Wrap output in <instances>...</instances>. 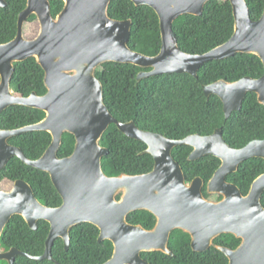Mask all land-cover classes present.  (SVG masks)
<instances>
[{
    "label": "water",
    "instance_id": "water-1",
    "mask_svg": "<svg viewBox=\"0 0 264 264\" xmlns=\"http://www.w3.org/2000/svg\"><path fill=\"white\" fill-rule=\"evenodd\" d=\"M50 1L27 0L19 14L16 37L0 43V113L12 105L46 113L35 124L17 129L0 127V171L17 156L48 172L63 202L57 207L43 204L24 179H16L10 188L0 185V237L16 214L22 215L32 229H37L42 219L50 223L42 255L11 247L0 249V261L14 264L16 256L23 255L61 264L52 255L55 240L63 238L68 250L71 229L90 222L100 229L98 240L109 239L114 246L111 258L103 264H152L142 255L148 251L173 255L169 242L175 229L189 233L195 251L217 247L228 257V264H264V173L253 181L247 194L228 180V175L245 160L264 159V139L235 148L226 142L220 127L210 135L195 133L173 139L144 130L133 120L122 122L106 105L103 83L97 76L98 67L109 61L141 67L137 81L163 73L198 77V70L206 62L237 53L255 54L264 64V12L254 20L246 0H230L235 18L232 36L208 52L192 54L180 48L173 24L184 14L201 15L209 0H132L136 5L151 6L159 16L162 45L159 53L151 56L129 46L132 20L112 18V0H63L64 8L57 16L52 14ZM6 5L5 0H0V6ZM33 14L39 30L28 38L25 25ZM29 57H35L45 71L47 92L43 95L35 91L29 96L18 95L11 88L16 61ZM203 89L207 99L213 94L221 98L226 118L242 108L249 92L256 93L264 105V74L234 82L219 79L204 84ZM111 123L127 136L147 144L145 152L155 161L151 171L113 176L105 172L103 157L109 149L101 139ZM34 130L52 135V142L38 159L27 157L21 147L10 143L11 137ZM66 132L75 136V148L70 155L60 157L58 151ZM182 144L193 147L190 160L207 154L221 160L207 183V193L221 195L219 200L206 196L201 176L187 180L173 155L174 148ZM140 209L156 216L154 227L129 222L128 215ZM224 233L240 238V244L236 248L216 244L215 239Z\"/></svg>",
    "mask_w": 264,
    "mask_h": 264
},
{
    "label": "trees",
    "instance_id": "trees-1",
    "mask_svg": "<svg viewBox=\"0 0 264 264\" xmlns=\"http://www.w3.org/2000/svg\"><path fill=\"white\" fill-rule=\"evenodd\" d=\"M0 6V43L14 39L18 32L19 14L26 8L27 0H5ZM252 19H259L264 12V0H246ZM52 14L57 16L64 8L63 0L50 1ZM109 15L114 19L132 20L129 46L147 55L159 53L162 45L160 19L149 5H136L132 0H112ZM27 24L34 32L39 30L35 14ZM235 18L230 0H209L201 15L184 14L175 20L173 27L180 48L192 54H203L225 43L233 34ZM150 70V68H146ZM141 67L132 63L109 61L97 69V76L103 83L104 101L111 113L120 121L133 120L144 130L159 132L169 138L183 139L190 134L210 135L216 128L222 129L226 142L235 148L244 147L255 139H264V105L257 94L249 92L240 110L226 118L223 102L218 95L208 99L203 85L219 79L230 82L249 76L259 78L264 74V64L255 54L237 53L224 59H213L198 70V77L189 73H163L137 81ZM45 71L35 57L15 63L11 80L14 93L29 96L33 91L40 95L47 92ZM45 111L25 105H12L0 113V127L17 129L35 124L45 117ZM52 142L48 131H27L10 138V143L21 147L31 159L40 158ZM76 138L66 132L58 151L60 157L70 155L75 148ZM101 144L109 149L103 157V168L108 175L120 173L141 174L153 169L154 157L145 152L147 144L123 133L115 123L105 131ZM193 147L178 145L173 150L175 159L182 165L187 180L201 176L205 181L204 192L210 199L220 195L207 193V183L221 165V160L211 154L190 160ZM264 173V159L252 157L240 164L228 180L238 185L247 194L253 181ZM0 185L13 184L24 179L32 186L36 197L45 205L60 206L62 196L53 184L48 172L26 164L14 156L0 171ZM264 205V193L262 195ZM129 222L152 228L156 216L144 209L128 215ZM50 232V223L40 220L37 229H32L22 215H14L7 223L0 237V249L17 247L32 255H42ZM100 229L90 222L75 225L70 232V246L65 249L63 238L55 240L53 257L61 264H103L111 258L114 250L112 241H99ZM241 242L231 233H224L215 239L222 246L236 248ZM169 248L173 255L162 251L143 252L152 264H228V257L217 247L195 251L191 246L189 233L175 229L170 237ZM0 264H8L1 260ZM14 264H57L49 259H33L16 256Z\"/></svg>",
    "mask_w": 264,
    "mask_h": 264
},
{
    "label": "rangeland",
    "instance_id": "rangeland-1",
    "mask_svg": "<svg viewBox=\"0 0 264 264\" xmlns=\"http://www.w3.org/2000/svg\"><path fill=\"white\" fill-rule=\"evenodd\" d=\"M25 35L28 37V38H31L34 36V32L30 29V26L27 24V28H26V31H25ZM1 179V177H0ZM12 186V184L9 186L8 184H5L3 185L2 187L3 188H10Z\"/></svg>",
    "mask_w": 264,
    "mask_h": 264
},
{
    "label": "flooded vegetation",
    "instance_id": "flooded-vegetation-1",
    "mask_svg": "<svg viewBox=\"0 0 264 264\" xmlns=\"http://www.w3.org/2000/svg\"><path fill=\"white\" fill-rule=\"evenodd\" d=\"M221 196V195H220ZM220 198H218V199H214V200H219ZM217 244V243H216Z\"/></svg>",
    "mask_w": 264,
    "mask_h": 264
}]
</instances>
